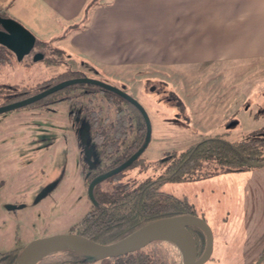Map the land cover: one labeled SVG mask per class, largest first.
I'll return each mask as SVG.
<instances>
[{
	"label": "rangeland",
	"instance_id": "374dc122",
	"mask_svg": "<svg viewBox=\"0 0 264 264\" xmlns=\"http://www.w3.org/2000/svg\"><path fill=\"white\" fill-rule=\"evenodd\" d=\"M22 13L26 22L48 37H44L43 45L36 40L21 61L0 63V107L58 84V75L80 72L123 89L148 116L150 139L141 160L122 170L118 182L105 179L99 193L116 183L156 177L174 153L206 135L234 142L264 129V58H209L179 64L169 73L147 67L116 77L106 68L67 58L57 34L51 33L60 24L44 21L28 9ZM36 53L43 58L34 61ZM86 89H69L44 102L0 112V253L21 249L35 238L68 233L91 209L81 174L86 169L80 150L84 145L95 160L97 151L91 142H81L79 129L84 123L80 113L82 124L72 130L67 103L59 100H77L79 110L91 99L92 108L101 109V115L110 118L115 111L105 95L87 93ZM70 108L75 109L73 104ZM204 174L192 182H165L161 187L177 196L185 195L196 216L209 225L213 251L204 264L257 262L264 253V165L240 171L210 166ZM163 243L170 260L179 264V249L170 241ZM91 264L109 262L100 259Z\"/></svg>",
	"mask_w": 264,
	"mask_h": 264
},
{
	"label": "crops",
	"instance_id": "0c3cea01",
	"mask_svg": "<svg viewBox=\"0 0 264 264\" xmlns=\"http://www.w3.org/2000/svg\"><path fill=\"white\" fill-rule=\"evenodd\" d=\"M88 1L0 0V9L41 42L48 35L26 22L23 9L60 24L51 33L67 58L116 77L209 58H264V0H98L83 19Z\"/></svg>",
	"mask_w": 264,
	"mask_h": 264
},
{
	"label": "trees",
	"instance_id": "16d2710c",
	"mask_svg": "<svg viewBox=\"0 0 264 264\" xmlns=\"http://www.w3.org/2000/svg\"><path fill=\"white\" fill-rule=\"evenodd\" d=\"M96 2L97 0H90L86 3L83 19L87 18L89 10ZM0 16L7 15L0 9ZM39 42L43 45V42ZM13 60H15L14 55L0 46V63L10 65ZM82 76L84 75L80 72H67L58 75L56 79H58L57 83H60ZM54 79L52 78L51 81ZM83 87L98 88L90 83H78L37 102H44L69 89ZM103 92L106 93V98H111L106 101L114 105L115 116L113 118L106 116L104 121L92 119L91 125L95 129L110 133L109 136L100 138V141L103 140V153L113 159L106 168L98 169L89 176L90 178L96 173L112 169L128 160L141 147L145 138L146 123L141 113L118 95L108 91ZM30 95L32 94H28ZM112 99L116 100L112 103ZM89 116L91 118V115ZM140 160L141 156L137 157L134 163ZM259 165H264V129L251 132L246 138L234 142L219 135H206L184 150L174 153L168 159L163 171L156 177H149L136 183H118L104 193H99V184L96 185L93 188L96 203L92 204L83 218L70 228V232L97 243L109 244L154 221L175 215H196L193 204L185 195L177 196L163 191L162 185L165 182H192L204 176L206 174L204 170L209 169L210 166L223 171H240ZM188 229L196 241L200 256L205 247L204 234L195 227ZM21 249L14 248L0 253V264H16ZM168 252L163 241H153L143 249L106 260L109 264H177L170 260ZM95 261L78 251L59 250L43 257L37 264H91ZM253 264H264V253Z\"/></svg>",
	"mask_w": 264,
	"mask_h": 264
},
{
	"label": "water",
	"instance_id": "95a60500",
	"mask_svg": "<svg viewBox=\"0 0 264 264\" xmlns=\"http://www.w3.org/2000/svg\"><path fill=\"white\" fill-rule=\"evenodd\" d=\"M35 42L36 38L34 34L18 21L11 17L0 16V46L10 51L17 61H21L25 55L31 52ZM42 58L43 55L41 53H36L33 60L37 61ZM85 82L118 94L138 109L146 123V134L141 147L128 160L94 177L89 182L87 194L90 201L95 203L93 197L94 186L127 168L145 150L149 142L150 126L148 116L143 107L132 96L116 87L82 76L62 81L21 101L4 105L0 107V112L10 111L21 106L32 104L70 85ZM82 142H85L84 138H82ZM8 208L14 209L15 207L9 206ZM189 227L198 228L204 234L205 247L200 256L198 255L196 241L188 229ZM172 239L184 242L187 247L185 258L179 264H204L212 255L213 234L209 225L199 216L186 214L170 216L154 221L132 232L128 236L109 244L97 243L73 232L35 238L21 249L17 256L16 264H37L43 257L59 250L78 251L87 255L90 260L114 258L143 249L153 241H170Z\"/></svg>",
	"mask_w": 264,
	"mask_h": 264
},
{
	"label": "flooded vegetation",
	"instance_id": "af4514ba",
	"mask_svg": "<svg viewBox=\"0 0 264 264\" xmlns=\"http://www.w3.org/2000/svg\"><path fill=\"white\" fill-rule=\"evenodd\" d=\"M93 85V84H92ZM96 86V85H95ZM98 87V86H96ZM99 90H102V91H99ZM122 91H124L123 89H120ZM97 93H100L102 95H105L106 93L103 92V91H108V90H105V89H102L100 87L96 88V89H93L91 87H88V89L85 90V92H96ZM110 93H114V92H111V91H108ZM125 92V91H124ZM116 94V93H114ZM118 95V94H116ZM119 96V95H118ZM120 97V96H119ZM122 98V97H121ZM106 100H110L111 98H104ZM123 99V98H122ZM116 99H112V103L115 101ZM125 100V99H124ZM136 100V99H135ZM59 101H62V102H66L67 103V110H68V115L69 116H72L73 117V121L70 123L71 125V128L73 130V127L76 126H80L82 123L81 121L79 120V117H78V112L80 113V117H81V120H83V123L84 125L79 129V134L81 135V142H82V138L85 139V142L86 143L87 141L88 142H91L93 144V148L95 151H97V159L95 160V158L92 156V152L91 150H89L87 147H85L84 145L83 148L80 150V155H83L84 156V159H85V162H84V167H85V171H81V174L83 176V179L85 181V183L87 184V187H88V184L89 182L96 176L102 174V173H105L111 169H108L107 171H104V172H101V173H96L93 177H89L90 175H92L94 172H96L98 169H101V168H106V166L108 165L109 161H111L113 158H111L110 155L108 154H105L103 153L104 152V148H103V140L100 141V138H103V137H107L110 135L109 132H104V130H100V129H95L92 125H91V121L92 119L94 121L96 120H100V121H104L105 117H106V114L104 115H101L102 113V110L100 109L98 111V109H94L92 108V106L90 105L91 104V99H88V103H85L84 105H81V107L79 108L78 110V101L76 100L75 103H73L74 101H72L70 98H65V99H60ZM126 101V100H125ZM49 102V101H47ZM46 104H50V103H47ZM72 102V103H71ZM129 103V102H128ZM72 104H73V108L75 109H71L70 107H72ZM131 104V103H130ZM71 105V106H70ZM132 105V104H131ZM114 107V105H113ZM136 108V107H135ZM137 109V108H136ZM113 110L115 111V108H113ZM138 110V109H137ZM91 115V118L90 116ZM78 129V127H77ZM144 129H145V134H146V125L144 126ZM88 139V140H87ZM82 142V144H84ZM121 151V150H120ZM79 154V152H78ZM79 156V155H78ZM141 156V154L139 155ZM138 156V157H139ZM135 161V160H134ZM133 161L132 164H130L129 166L135 164ZM80 162V160H79ZM125 162V161H123ZM122 162V163H123ZM121 163V164H122ZM120 165V164H119ZM117 165V166H119ZM116 166V167H117ZM128 166V167H129ZM115 168V167H114ZM113 169V168H112ZM120 173V172H119ZM117 173V174H119ZM117 174L109 177V178H106V179H112V180H115L114 182H118L117 181ZM90 178V179H89ZM105 180V179H104ZM103 180V181H104ZM103 181L97 183L96 185H100V184H103ZM118 184V183H116ZM95 185V186H96ZM115 185V184H114ZM94 186V187H95ZM94 197V195H93ZM89 198V197H88ZM90 200V199H89ZM94 200H95V197H94ZM92 203V202H91ZM95 203H96V200H95ZM95 203H92V204H95ZM70 233V231L68 232Z\"/></svg>",
	"mask_w": 264,
	"mask_h": 264
},
{
	"label": "bare ground",
	"instance_id": "6f19581e",
	"mask_svg": "<svg viewBox=\"0 0 264 264\" xmlns=\"http://www.w3.org/2000/svg\"><path fill=\"white\" fill-rule=\"evenodd\" d=\"M170 242H172L179 249V251L182 253V259H184L187 252L185 243L175 239L170 240Z\"/></svg>",
	"mask_w": 264,
	"mask_h": 264
}]
</instances>
